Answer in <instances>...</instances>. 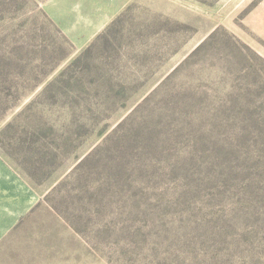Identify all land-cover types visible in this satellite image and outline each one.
Returning a JSON list of instances; mask_svg holds the SVG:
<instances>
[{
	"label": "rangeland",
	"instance_id": "1",
	"mask_svg": "<svg viewBox=\"0 0 264 264\" xmlns=\"http://www.w3.org/2000/svg\"><path fill=\"white\" fill-rule=\"evenodd\" d=\"M0 0V154L39 199L0 264H264V0H131L75 48Z\"/></svg>",
	"mask_w": 264,
	"mask_h": 264
},
{
	"label": "crops",
	"instance_id": "2",
	"mask_svg": "<svg viewBox=\"0 0 264 264\" xmlns=\"http://www.w3.org/2000/svg\"><path fill=\"white\" fill-rule=\"evenodd\" d=\"M131 0H46L43 10L77 49L93 41ZM39 199L0 154V241Z\"/></svg>",
	"mask_w": 264,
	"mask_h": 264
},
{
	"label": "trees",
	"instance_id": "3",
	"mask_svg": "<svg viewBox=\"0 0 264 264\" xmlns=\"http://www.w3.org/2000/svg\"><path fill=\"white\" fill-rule=\"evenodd\" d=\"M100 35V34H99ZM32 210V209H31ZM23 218H21L20 219V221L13 227V229L7 234V235H9L15 228H17L18 227V225L20 224V222H21V220H22ZM6 235V236H7ZM2 240H4V238L2 239ZM2 240L0 241V243L2 242Z\"/></svg>",
	"mask_w": 264,
	"mask_h": 264
}]
</instances>
